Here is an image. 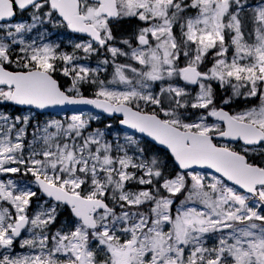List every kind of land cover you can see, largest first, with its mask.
Here are the masks:
<instances>
[{
  "label": "snow or ice",
  "instance_id": "1",
  "mask_svg": "<svg viewBox=\"0 0 264 264\" xmlns=\"http://www.w3.org/2000/svg\"><path fill=\"white\" fill-rule=\"evenodd\" d=\"M0 264H264V0H0Z\"/></svg>",
  "mask_w": 264,
  "mask_h": 264
},
{
  "label": "rangeland",
  "instance_id": "2",
  "mask_svg": "<svg viewBox=\"0 0 264 264\" xmlns=\"http://www.w3.org/2000/svg\"><path fill=\"white\" fill-rule=\"evenodd\" d=\"M122 34H126V33H122ZM122 34H120V35H122ZM56 35H59V36H57V37H55V36H53V39H55V40H57V41H60L59 39H58V37L59 38H63V36H62V34H61V32H60V30L56 33ZM77 38H71V37H69L68 39H67V41H66V44H68L69 46H70V43L72 42V41H74V40H76ZM81 39H84V38H81ZM62 48L64 49V50H67V49H65L64 48V45H62ZM68 51V50H67ZM94 62V63H93ZM93 62H91V61H89V60H87V61H85V63H88L90 66H95L96 64H97V62H95V61H93ZM119 62H124V58H121L120 59V61ZM113 72V68L111 67V66H109L108 67V69H107V71L106 72H104L103 74H102V77L101 78H111V73ZM59 77V76H58ZM60 77H62V76H60ZM63 78V77H62ZM89 90V93H90V95L92 94V89H88ZM85 113H88V112H91V111H84ZM91 113H93L94 115H99L100 116V119L98 120V121H96V122H94V124H93V127H103V125L105 124V123H107V122H109L108 120H106V118L104 117V116H102V115H100V114H98V113H96V112H91ZM37 114V113H36ZM72 114V112H66V113H63V114H49V113H44V114H37V118L39 119V120H41V121H44V120H47V119H62V118H64L65 116H70ZM113 122V121H112ZM114 123V122H113ZM114 125H115V123H114ZM29 131L31 132V128L29 129ZM29 139H31V136H29ZM35 205H36V202L34 201L33 202V208H35ZM61 219H63V217L61 218ZM15 251L16 252H25V251H27L26 249H19L18 247L15 249Z\"/></svg>",
  "mask_w": 264,
  "mask_h": 264
},
{
  "label": "trees",
  "instance_id": "3",
  "mask_svg": "<svg viewBox=\"0 0 264 264\" xmlns=\"http://www.w3.org/2000/svg\"><path fill=\"white\" fill-rule=\"evenodd\" d=\"M134 23H136L135 21H131V22H124V23H122V24H119V25H116L115 27L118 29V32H117V35H120V34H122V33H128L129 31H130V24H134ZM60 32H61V34L64 36V35H67V30L66 29H61L60 30ZM68 49H69V47H68ZM100 57H96V56H94V57H92V58H90L89 59V61H91V62H93V61H98V59H99ZM59 80H60V82H61V84L63 85V86H67L68 84H69V80L67 79V78H62V77H57ZM217 93H218V96L219 95H223L224 93H223V90L222 89H220V88H217ZM85 94L86 95H90V93H89V90L88 89H86L85 90ZM251 103H256V101L255 100H253V101H251ZM243 105H236V104H234V105H232L231 107H232V110H238V108L239 107H242Z\"/></svg>",
  "mask_w": 264,
  "mask_h": 264
},
{
  "label": "water",
  "instance_id": "4",
  "mask_svg": "<svg viewBox=\"0 0 264 264\" xmlns=\"http://www.w3.org/2000/svg\"><path fill=\"white\" fill-rule=\"evenodd\" d=\"M82 35V34H81ZM90 110V111H95V112H99V110L97 109H94L92 106H89V105H66V106H56L54 108H51V109H46V110H43V112H50V113H64V112H71V111H74V110ZM38 113L39 110H37ZM103 114V113H101ZM103 115H106L107 114H103ZM119 117V116H117Z\"/></svg>",
  "mask_w": 264,
  "mask_h": 264
}]
</instances>
